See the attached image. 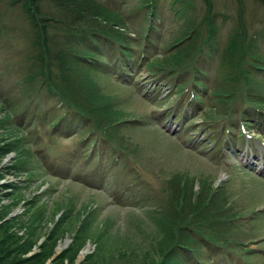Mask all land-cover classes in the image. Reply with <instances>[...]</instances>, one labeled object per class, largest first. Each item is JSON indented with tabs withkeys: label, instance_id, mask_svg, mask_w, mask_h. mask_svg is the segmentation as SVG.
<instances>
[{
	"label": "rangeland",
	"instance_id": "rangeland-1",
	"mask_svg": "<svg viewBox=\"0 0 264 264\" xmlns=\"http://www.w3.org/2000/svg\"><path fill=\"white\" fill-rule=\"evenodd\" d=\"M102 1L122 9L129 29L135 31L139 25L133 17L135 12H131L135 0ZM171 1L159 0V16L155 19L165 46L170 39L166 32L176 34L182 20L173 12L180 5L172 6ZM209 2L208 17H214L217 23L221 49L227 34L238 24V1ZM50 6L48 1L44 7L49 10ZM190 7L187 16L194 23L203 19L201 36H206L207 2L190 0ZM242 17L249 33L260 32L264 28L263 2L243 0ZM53 32L63 38L60 30ZM32 35L20 7L0 0V142L20 139L21 148H29L32 154L31 169L19 173L10 168L17 159V150L0 159V206L6 207V218L15 223L13 231L23 235L30 229L35 235L42 234L38 244L58 225L63 233L53 248L55 256L73 242L79 229L84 240L74 264L87 256L92 257L93 264L151 263L166 245L163 225L171 226L177 220L167 202L169 193L172 205L179 209L182 205L187 211L195 202L204 207L203 200H210L217 192L236 214L238 231L232 234L234 246L228 259L214 256L207 263L243 264L238 255L242 247L240 251L249 254L244 264H264L263 120L260 132L244 126L239 136L229 133L226 140L227 131L220 128L222 123L233 124L238 110L247 107L240 101L241 94L232 104H217L214 98L205 97V106L212 107L213 115L232 107L229 117L210 125L202 121L203 111L191 96L190 84L180 95L164 81L158 86L159 77L147 75L144 70L127 76L130 83L123 86L114 82L116 76H122L114 66L105 78L91 73L101 89L115 98L121 117L128 120L116 130V143L130 150L135 161L126 160L120 153L115 154L119 158L115 163L110 159L116 151L111 144L99 141L87 145L80 141L82 135L52 130L46 121L61 112L55 101H43L42 112L47 113V119H42L34 101L27 99L36 84L30 65ZM261 48L264 51V46ZM163 51L159 48L154 53ZM240 57L247 58L241 51ZM195 63L204 69L203 74L197 73L199 78L205 79L208 86L220 87L218 91L223 93L233 87L230 77L240 76L232 72L228 77L220 71L217 57L201 56ZM252 71L258 74L257 69ZM186 78L190 80V74ZM7 112L8 122L4 119ZM212 139L217 142H209ZM223 142L234 147L233 151ZM154 206L163 207L151 216L148 210ZM37 244L27 254L37 251ZM189 264L194 262L189 260Z\"/></svg>",
	"mask_w": 264,
	"mask_h": 264
},
{
	"label": "trees",
	"instance_id": "trees-1",
	"mask_svg": "<svg viewBox=\"0 0 264 264\" xmlns=\"http://www.w3.org/2000/svg\"><path fill=\"white\" fill-rule=\"evenodd\" d=\"M48 1L51 6L46 10L44 6ZM205 1L208 7L204 37L200 30L203 19L194 23L187 16L191 9L190 0L171 1L172 6L180 5L173 12L182 20L176 34L166 32L170 39L165 46L160 34L162 32L155 23L159 16V0H135L131 8V12H135L133 17L139 22L135 31L129 29L127 16L122 9L114 8L102 0H9L11 5L20 7L22 16L33 33L30 65L34 68L33 79H36V84L27 99L34 101L42 119H47V113L42 112L43 101H55L61 112L46 121L52 130L66 135H82L80 141L87 145L93 146L95 142L99 144V141L111 144L116 151L111 153L110 159L115 163L119 159L115 154L120 153L126 160L135 161L130 150L116 143V130L128 120L121 117L122 111L112 94L104 92L97 80L91 78V73L99 78L108 77L111 66L122 73L114 81L119 86L129 84L127 76L132 75L135 70H144L147 75L159 77L158 81L161 82L158 86L164 81L176 94L181 95L190 84L191 96L203 111L204 124L212 125L229 117L232 109H229L230 106L225 107L224 113L213 115L212 107L205 106V97L214 98L217 104H232L241 94L240 101L247 107L238 110L233 124L222 123L220 128L227 131L224 139L229 137V133H238L239 136L244 126L258 130L264 124V51L261 48L264 46V28L260 32H248L242 17L243 0H237L238 24L227 34L226 43L220 49L218 26L214 17L213 20L208 17L210 2ZM259 1L264 5V0ZM56 30L61 31L63 38L54 36L57 33L53 31ZM161 42L164 43L162 48ZM205 46L207 50L204 49ZM159 48L161 51L165 50L154 53ZM240 51L246 54V59L240 57ZM207 55L218 58L220 71L228 77L232 72L240 74L235 79L230 77L233 87L229 92L218 91L220 87L214 84L208 86L205 79L199 78L197 73L203 74L204 69L199 68L195 60L201 56L206 59ZM252 68L258 70L257 75ZM189 74L191 78L187 80L186 76ZM249 111L253 114H246ZM9 114H5L7 122ZM256 120L258 125L262 120L263 122L257 126L254 122ZM18 141L20 139L12 143L6 140L0 142V159L17 150V159L10 166L16 173L30 170L32 157L30 149H22ZM170 195L171 193L167 202L173 207L177 220L171 226L163 225V243L166 245L157 253V259L145 264H189V260L194 264H208L214 256L227 258L228 253L233 251L231 240L232 234L238 231V218L222 202V196L217 192L212 193L210 200H203L204 207L195 202L193 207L183 211L182 205L180 209L172 205ZM153 201L156 203L158 197ZM149 202L155 205L152 201ZM162 207L154 206L148 212L152 216ZM7 213L6 207L0 206V264H47L48 259L49 264H62L63 260H67V264H74V258L84 240L78 234L81 232L79 229L73 242L53 256L56 241L63 233L61 227L55 225L37 244L42 234L35 235L34 231L26 229L23 235H18L12 229L15 225L11 224L12 218H6ZM35 244L38 250L27 254ZM240 248L239 253L236 252L244 264L249 254L241 252ZM90 257L87 256L78 264H93Z\"/></svg>",
	"mask_w": 264,
	"mask_h": 264
},
{
	"label": "bare ground",
	"instance_id": "bare-ground-1",
	"mask_svg": "<svg viewBox=\"0 0 264 264\" xmlns=\"http://www.w3.org/2000/svg\"><path fill=\"white\" fill-rule=\"evenodd\" d=\"M85 251H86V250H85ZM85 251H83V253H84Z\"/></svg>",
	"mask_w": 264,
	"mask_h": 264
}]
</instances>
